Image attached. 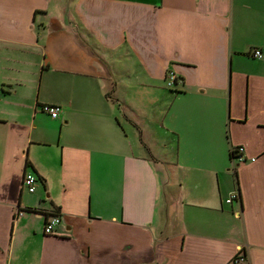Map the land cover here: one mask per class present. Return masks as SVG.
I'll list each match as a JSON object with an SVG mask.
<instances>
[{
  "label": "crops",
  "instance_id": "crops-1",
  "mask_svg": "<svg viewBox=\"0 0 264 264\" xmlns=\"http://www.w3.org/2000/svg\"><path fill=\"white\" fill-rule=\"evenodd\" d=\"M254 49L264 0H0V264H264Z\"/></svg>",
  "mask_w": 264,
  "mask_h": 264
},
{
  "label": "built area",
  "instance_id": "built-area-1",
  "mask_svg": "<svg viewBox=\"0 0 264 264\" xmlns=\"http://www.w3.org/2000/svg\"><path fill=\"white\" fill-rule=\"evenodd\" d=\"M251 56L256 60L264 62V55L259 49L252 50ZM165 80L166 86L168 88H173L178 83L177 76L173 71L167 72ZM40 109L51 119H57L61 112V108L56 105H42ZM232 152L234 153V158H236L238 161H244L242 147L233 149ZM22 186L28 194H33L35 192L37 187V179L33 173L25 172V174L23 175ZM233 199H236V195H232L231 198L228 199L226 202L231 203ZM60 222V218L55 216H48L44 225L43 233L45 235H53L55 228L60 224ZM237 261L242 262L243 260L239 258Z\"/></svg>",
  "mask_w": 264,
  "mask_h": 264
},
{
  "label": "trees",
  "instance_id": "trees-1",
  "mask_svg": "<svg viewBox=\"0 0 264 264\" xmlns=\"http://www.w3.org/2000/svg\"><path fill=\"white\" fill-rule=\"evenodd\" d=\"M230 156H231V158H234V153L232 152V150H231V154H230ZM26 211H33V209H26ZM57 212H55V213H53V214H51V215H49V216H55V217H60V215H59V213H58V210H56Z\"/></svg>",
  "mask_w": 264,
  "mask_h": 264
},
{
  "label": "rangeland",
  "instance_id": "rangeland-1",
  "mask_svg": "<svg viewBox=\"0 0 264 264\" xmlns=\"http://www.w3.org/2000/svg\"><path fill=\"white\" fill-rule=\"evenodd\" d=\"M178 80H179V79H178V77H177V82H178ZM161 151H162V150H159V152H161Z\"/></svg>",
  "mask_w": 264,
  "mask_h": 264
}]
</instances>
